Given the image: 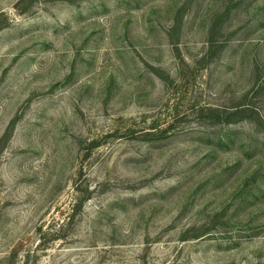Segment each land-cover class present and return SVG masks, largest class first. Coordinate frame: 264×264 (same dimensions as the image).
Returning a JSON list of instances; mask_svg holds the SVG:
<instances>
[{"label":"rangeland","instance_id":"obj_1","mask_svg":"<svg viewBox=\"0 0 264 264\" xmlns=\"http://www.w3.org/2000/svg\"><path fill=\"white\" fill-rule=\"evenodd\" d=\"M0 264H264V0H0Z\"/></svg>","mask_w":264,"mask_h":264}]
</instances>
